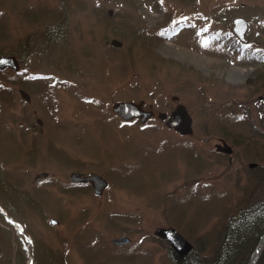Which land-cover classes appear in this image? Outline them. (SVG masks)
<instances>
[{
    "label": "rangeland",
    "instance_id": "obj_1",
    "mask_svg": "<svg viewBox=\"0 0 264 264\" xmlns=\"http://www.w3.org/2000/svg\"><path fill=\"white\" fill-rule=\"evenodd\" d=\"M94 1L0 0V24L9 32L0 45L5 51L25 38L37 41L28 42L34 49L46 25L57 22L58 14L68 17L55 27V58L38 50L19 59L28 86L14 81L11 70L0 72L7 87L0 92V153L10 144L23 145L15 159L4 160L8 174L32 192L58 198L55 216L49 206L45 218L28 212L26 229L67 264H169L166 242L153 235L156 228L173 227L193 246L210 248L220 241L228 217L256 190L250 165L264 167L258 135L264 136V62L251 57L264 54V0H137L134 8L111 3L106 16L87 18L85 8ZM235 16L250 22L248 37L256 46L245 49L248 59L228 47ZM128 22L132 28L118 35L115 27ZM141 35L150 45L140 44ZM129 56L132 69L116 70ZM37 74L43 76L31 81ZM28 87L35 91L26 107L40 118L33 161L18 95L28 94ZM125 100L143 101L155 116L143 127L122 123L111 106ZM179 104L193 119L188 136L157 117ZM223 142L232 146L231 156L215 151ZM149 145L153 149L144 148ZM139 147L150 152L134 155ZM78 170L106 177L101 197L83 188L67 190L70 172ZM42 171L49 176L33 180ZM123 172L120 186L116 180ZM62 186L65 192L59 193ZM49 218L59 224L50 225ZM123 235L128 244H112ZM21 237L30 252L32 245Z\"/></svg>",
    "mask_w": 264,
    "mask_h": 264
},
{
    "label": "trees",
    "instance_id": "obj_2",
    "mask_svg": "<svg viewBox=\"0 0 264 264\" xmlns=\"http://www.w3.org/2000/svg\"><path fill=\"white\" fill-rule=\"evenodd\" d=\"M134 1L137 2V0H95L92 5L86 6L85 15L87 18H96L94 14L97 13L106 16V7L108 4L118 3L134 8V6H136ZM143 2H145V0H143ZM39 10L34 12L39 14ZM27 11L30 10H25L24 13ZM57 18V22H51L44 27L40 36L41 41L38 42L34 49H30L28 42L32 41L33 45H35L37 41L35 39L32 40V38H25V42L18 45L17 49H8V51L0 49V54L15 53L20 59H23L28 53L39 54L38 50H41L42 54L48 55L50 58H55V51L59 49V43L58 41H55V27L68 20L66 15L58 14ZM128 27L132 28L131 22H128L123 26H116L115 31H118V35H124ZM7 37H9V32L0 24V45L7 39ZM136 39L138 38L136 37ZM149 39V37L141 35L138 40L140 41V44L148 46L150 45ZM61 40L62 39L59 41ZM61 54L63 56L64 53L62 52ZM64 55L65 57L68 56V54ZM118 56L119 54L116 53L114 60L117 59ZM133 59L129 56L127 64H123L124 61H122V64L120 63L119 65L122 68H116V70L120 72L121 70L128 72L129 69H132L131 67L134 62ZM114 60L112 61L113 64ZM155 66L156 63L152 65L149 64V67L151 68H154ZM3 74L4 73H1V75ZM22 76L23 71L15 73L14 81L28 86V82L21 80ZM34 80L38 79L35 77L31 78V81ZM2 90H7V87L3 83H0V92H2ZM25 90H29V93L27 94L23 90L18 92V95L23 98L21 107L22 118L25 120V125L23 126L24 130L22 133L30 131L32 134L29 140L31 148H26V151L27 156L33 161L39 144L38 136L40 135V126L38 123L40 118L38 116L36 117V115L26 107V98L23 96V93L27 94L29 97L33 96L35 91L34 88L28 87L25 88ZM135 123L136 121L129 123V125ZM22 135L24 136V134ZM258 135L263 137L262 143H264V136L262 133ZM136 145L139 144L137 143ZM144 148L153 149L150 145ZM144 148L143 150L147 153L146 155L140 147L138 151L133 154L147 156L150 151L145 150ZM21 149H24L23 145L10 144L6 147V151L0 153V157L2 158V161H0V206L11 220L16 221L23 226L24 232L32 239L33 247L30 252H27L26 244L21 235L16 231H13L5 217L0 214V264H28L29 259L32 260V264H67L64 256L59 252H55V249H49L42 240L30 235L26 229V225L29 221L28 212H35L42 218H45V208L49 206L51 214L55 216L56 213L55 215L53 214V206L58 204V198L55 195V198L57 199H51V194L48 193L46 196L45 194L47 192L42 190H39L40 192L38 193L32 192L25 188L21 183L15 182L11 178L10 174H8V168L4 160L15 159L14 157ZM132 149L133 147L130 148V152ZM146 160L147 159L142 157L140 164L143 166V163ZM250 171L253 173V176H256L255 181L257 182H254L256 190L252 192L253 195H251V197H248L249 201H247L244 206L228 217L227 223L225 227H223L222 233L218 238V240H220L217 242L218 244L215 246L212 245L210 248H205L201 245L195 247L196 245L194 244L192 251L184 258H179L166 244L169 264H249L256 245L264 233V167L256 165L252 168L250 167ZM124 172L120 173L117 177L116 181L119 185L121 182V176ZM130 183L132 185L134 184L133 181H130ZM66 188L74 194L80 192L82 188L87 189L88 193L90 192V187L87 185L71 184L69 182L66 184ZM134 190H136V188H134ZM62 191L65 192L64 186H62V190L59 193H62ZM38 194L40 195L38 196ZM255 264H264V245L259 252V257Z\"/></svg>",
    "mask_w": 264,
    "mask_h": 264
},
{
    "label": "water",
    "instance_id": "obj_3",
    "mask_svg": "<svg viewBox=\"0 0 264 264\" xmlns=\"http://www.w3.org/2000/svg\"><path fill=\"white\" fill-rule=\"evenodd\" d=\"M231 32L235 35L239 41L243 43H247L248 40L245 37V32L247 29V22L243 18L236 17L231 20ZM19 61L13 55H0V70H4L6 68H11L13 71L19 70ZM143 102L134 103L132 101H121L116 102L112 106V110L117 113L123 120L129 121L134 118H139L141 122H145L148 118L153 115L152 111H146L142 108ZM158 117L161 120H165V125L169 128H174L182 135L190 134L191 129V118L189 117L186 110L179 106L175 109L170 116L167 118L166 113H159ZM218 150H222L226 153H231V147L225 144L224 148L221 146H217ZM47 172H41L34 175V180L39 178L47 177ZM70 181L73 183L78 182H90L92 185L93 191L97 195H101L103 190L107 187V181L105 178L96 173H89L88 175H83L82 173L73 172L70 174ZM1 209V208H0ZM51 225H57L58 221L51 218ZM15 227L17 224L15 222H11ZM22 233L21 228H18ZM154 235L160 237L167 241L168 245L172 248V250L181 258L185 257L189 251L192 249L191 243L183 237L176 229L173 227L168 228H157L154 231ZM25 239L29 241V239L25 236ZM264 239V234L261 237L260 241ZM259 241V243H260ZM129 242V239L126 236H122L112 240V243L116 245L126 244ZM258 243V244H259ZM254 257H252L250 264H255L258 253L255 250Z\"/></svg>",
    "mask_w": 264,
    "mask_h": 264
},
{
    "label": "flooded vegetation",
    "instance_id": "obj_4",
    "mask_svg": "<svg viewBox=\"0 0 264 264\" xmlns=\"http://www.w3.org/2000/svg\"><path fill=\"white\" fill-rule=\"evenodd\" d=\"M250 29V28H249ZM249 29H248V31L247 32H249ZM252 40V39H251ZM251 40H250V43H249V45H251ZM253 41V40H252ZM255 42V41H254ZM254 44V43H253ZM250 58V57H249ZM255 61L256 62H258V63H262V62H264V61H262V60H260V58H255ZM259 100H261V97L259 98Z\"/></svg>",
    "mask_w": 264,
    "mask_h": 264
},
{
    "label": "bare ground",
    "instance_id": "obj_5",
    "mask_svg": "<svg viewBox=\"0 0 264 264\" xmlns=\"http://www.w3.org/2000/svg\"><path fill=\"white\" fill-rule=\"evenodd\" d=\"M264 243V239H262L257 247V252L260 250L262 244Z\"/></svg>",
    "mask_w": 264,
    "mask_h": 264
}]
</instances>
